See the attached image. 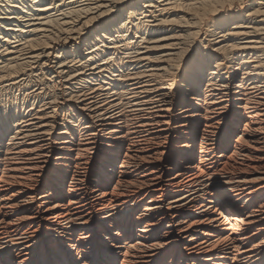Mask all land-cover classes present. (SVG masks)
<instances>
[{
    "label": "bare ground",
    "instance_id": "1",
    "mask_svg": "<svg viewBox=\"0 0 264 264\" xmlns=\"http://www.w3.org/2000/svg\"><path fill=\"white\" fill-rule=\"evenodd\" d=\"M0 264H264V0H0Z\"/></svg>",
    "mask_w": 264,
    "mask_h": 264
}]
</instances>
